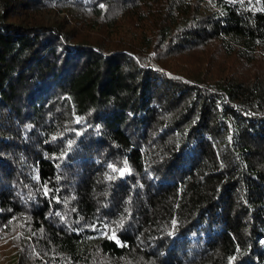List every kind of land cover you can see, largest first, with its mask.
<instances>
[{
    "label": "trees",
    "instance_id": "1",
    "mask_svg": "<svg viewBox=\"0 0 264 264\" xmlns=\"http://www.w3.org/2000/svg\"><path fill=\"white\" fill-rule=\"evenodd\" d=\"M5 237L16 264H264V0H0Z\"/></svg>",
    "mask_w": 264,
    "mask_h": 264
},
{
    "label": "rangeland",
    "instance_id": "2",
    "mask_svg": "<svg viewBox=\"0 0 264 264\" xmlns=\"http://www.w3.org/2000/svg\"><path fill=\"white\" fill-rule=\"evenodd\" d=\"M17 255L10 238H0V264H16Z\"/></svg>",
    "mask_w": 264,
    "mask_h": 264
},
{
    "label": "snow or ice",
    "instance_id": "3",
    "mask_svg": "<svg viewBox=\"0 0 264 264\" xmlns=\"http://www.w3.org/2000/svg\"><path fill=\"white\" fill-rule=\"evenodd\" d=\"M101 7H102V5H101Z\"/></svg>",
    "mask_w": 264,
    "mask_h": 264
}]
</instances>
